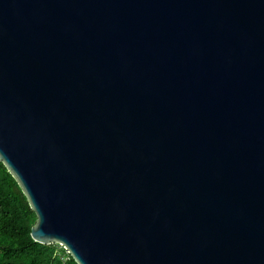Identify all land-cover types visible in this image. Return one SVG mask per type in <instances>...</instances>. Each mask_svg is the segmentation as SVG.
I'll use <instances>...</instances> for the list:
<instances>
[{
  "label": "water",
  "instance_id": "1",
  "mask_svg": "<svg viewBox=\"0 0 264 264\" xmlns=\"http://www.w3.org/2000/svg\"><path fill=\"white\" fill-rule=\"evenodd\" d=\"M0 161L78 264H264V0H0Z\"/></svg>",
  "mask_w": 264,
  "mask_h": 264
},
{
  "label": "trees",
  "instance_id": "2",
  "mask_svg": "<svg viewBox=\"0 0 264 264\" xmlns=\"http://www.w3.org/2000/svg\"><path fill=\"white\" fill-rule=\"evenodd\" d=\"M36 219L24 193L0 161V264H78L62 245L32 239L30 230Z\"/></svg>",
  "mask_w": 264,
  "mask_h": 264
}]
</instances>
